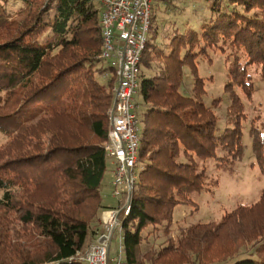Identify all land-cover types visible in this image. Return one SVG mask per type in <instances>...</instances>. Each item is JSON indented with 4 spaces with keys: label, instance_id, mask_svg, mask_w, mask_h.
<instances>
[{
    "label": "trees",
    "instance_id": "obj_1",
    "mask_svg": "<svg viewBox=\"0 0 264 264\" xmlns=\"http://www.w3.org/2000/svg\"><path fill=\"white\" fill-rule=\"evenodd\" d=\"M184 10V0L152 6L140 68L146 128L131 210L121 214L125 261L264 264V189L220 220L173 231L176 207L219 183L206 162L232 174L244 155L238 89L252 97V69L264 79V0H204L195 23L179 18ZM101 14L96 0H0V131L9 136L0 146V264H86L79 254L116 207L105 203L116 78L101 58ZM218 52L228 79L209 104L214 77L201 61ZM252 143L264 171L261 130Z\"/></svg>",
    "mask_w": 264,
    "mask_h": 264
},
{
    "label": "built area",
    "instance_id": "obj_2",
    "mask_svg": "<svg viewBox=\"0 0 264 264\" xmlns=\"http://www.w3.org/2000/svg\"><path fill=\"white\" fill-rule=\"evenodd\" d=\"M96 1L102 7L101 58L113 67L116 78L112 88L114 103L109 112L111 127L104 148L114 164L110 186L119 203L103 211L102 231L78 259L86 264H126L121 214H129L132 190L138 180L142 137L134 96L141 83L140 68L152 26L153 0ZM117 231L120 245L113 254Z\"/></svg>",
    "mask_w": 264,
    "mask_h": 264
},
{
    "label": "rangeland",
    "instance_id": "obj_3",
    "mask_svg": "<svg viewBox=\"0 0 264 264\" xmlns=\"http://www.w3.org/2000/svg\"><path fill=\"white\" fill-rule=\"evenodd\" d=\"M155 0H153L154 3ZM185 10L183 14L178 15L180 19L190 18L192 22L198 20L200 6L204 0H184ZM193 5L197 8L193 9ZM204 14V13H203ZM166 19L173 20L175 15L172 11L167 12ZM152 31L149 37L152 36ZM213 62L201 61V74L214 77V80H207V96L205 100L211 104L212 99L221 96L225 92V84L228 79L227 67L224 62V55L221 52L212 54ZM254 77L255 91L252 97H248L241 89L238 92L245 106V114L241 116L244 136V155L235 165V171L232 174L220 170L216 167V161L208 160L207 169L210 178H217V185H210L197 197L194 204H179L175 209L173 231L174 236H178L180 231L190 224L220 220L227 212L240 204H252L260 196L264 189V171L257 164L256 156L253 150V130L259 129L264 134V79L260 72L251 70ZM135 103L139 105V126L141 128V137L146 128L144 120V108L142 106V82L134 96ZM230 100L223 96V101L217 109L220 115L221 123L227 118V106ZM9 136L0 131V146L5 144ZM1 195V193H0ZM113 202V201H112ZM120 233L117 231L114 235L113 254H116L120 245ZM95 240H93V243Z\"/></svg>",
    "mask_w": 264,
    "mask_h": 264
},
{
    "label": "crops",
    "instance_id": "obj_4",
    "mask_svg": "<svg viewBox=\"0 0 264 264\" xmlns=\"http://www.w3.org/2000/svg\"><path fill=\"white\" fill-rule=\"evenodd\" d=\"M112 162V165L114 167V164H113V161ZM113 167L111 169V173H110V176L109 178L107 179V182H106V186H105V203L108 205V206H117L119 201L117 198H115L113 195H112V189H111V186H110V182L112 180V177H113ZM113 201V202H112Z\"/></svg>",
    "mask_w": 264,
    "mask_h": 264
},
{
    "label": "water",
    "instance_id": "obj_5",
    "mask_svg": "<svg viewBox=\"0 0 264 264\" xmlns=\"http://www.w3.org/2000/svg\"><path fill=\"white\" fill-rule=\"evenodd\" d=\"M103 239H101L100 241H102Z\"/></svg>",
    "mask_w": 264,
    "mask_h": 264
}]
</instances>
